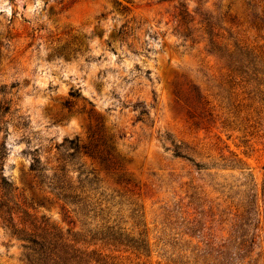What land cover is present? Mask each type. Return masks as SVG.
I'll return each instance as SVG.
<instances>
[{
  "label": "rangeland",
  "instance_id": "374dc122",
  "mask_svg": "<svg viewBox=\"0 0 264 264\" xmlns=\"http://www.w3.org/2000/svg\"><path fill=\"white\" fill-rule=\"evenodd\" d=\"M200 15L241 72L208 53ZM61 159L92 181L93 212L48 188ZM263 180L264 0H0V264H26L9 208L17 229L69 236L108 221L131 244L89 249L116 264H264Z\"/></svg>",
  "mask_w": 264,
  "mask_h": 264
},
{
  "label": "trees",
  "instance_id": "16d2710c",
  "mask_svg": "<svg viewBox=\"0 0 264 264\" xmlns=\"http://www.w3.org/2000/svg\"><path fill=\"white\" fill-rule=\"evenodd\" d=\"M179 7L177 23L178 27L181 28L180 35L187 38L189 36V28L187 25L194 22V19L192 18L187 22V10H185L183 5H179ZM199 17V20L194 24L199 25L197 31L200 30L206 35L208 53L216 56L220 61L224 62L226 68L231 69L230 71L241 72V66L234 58L235 53L229 51L228 48L215 41L217 35L213 34L212 31L215 27H219V21L217 18L210 16H204L202 18L201 15ZM138 114L139 117L148 115L144 110L139 111ZM67 143L71 145L74 154L78 153L80 149H82L84 154L88 156L93 154V152L87 147H79L73 142ZM173 154L180 157L176 147L173 148ZM73 155H70V157ZM98 155L100 156L101 154L98 152ZM101 162L106 165L109 160L107 158H102ZM39 164V161H36V165L31 166V171L38 174L41 173V170L43 169H38ZM72 165L73 164L65 159H61L56 167L49 169L51 172L50 176L45 178L47 180L48 188L55 191V196L66 206H73L80 212H93L97 207V202L91 193V191H93L90 187L92 181L87 179V176L83 175L78 169L75 170ZM115 165V163H112V166ZM118 167L120 166L118 165ZM71 174L76 175L72 177ZM37 178H41L40 174ZM43 183V181H39V184ZM2 185L3 189L9 187V184L5 180H3ZM260 196L263 207L262 218L264 231V180ZM9 203L14 205L11 201ZM3 207L7 208V205H3ZM9 210L4 211V214L8 216L6 222H8L12 234L17 240L23 242L22 248L25 251L23 256L26 264H116L113 257L102 254L97 249L89 248L95 247L96 244L94 241L102 244L106 240L107 243H104V245L111 247L113 252H118V250H116L118 246L127 248L128 244H131L132 242V239H129L127 235L120 232L115 226L107 225L108 221L101 226H96L94 233L87 230L85 233H78L73 236L62 234L55 227L47 225L43 226V228H30V226H24V224H22V227L17 229L14 225H11L12 220L9 217ZM98 210L101 211L99 208ZM259 215L260 213L256 206V195H254L247 200L241 214L242 221H244L243 224L246 226L248 224L250 226L249 222L251 221L252 216L253 219H255V224L252 225V237L249 239L251 244H253L254 239L257 237L254 232L257 230L259 224ZM85 236L90 237L89 241L79 239L80 237L82 238ZM97 236H99L100 239H97ZM247 242L248 240H243L240 242L239 246H243V244ZM126 251L127 250H125V252Z\"/></svg>",
  "mask_w": 264,
  "mask_h": 264
}]
</instances>
